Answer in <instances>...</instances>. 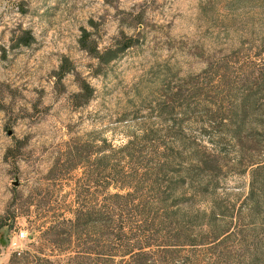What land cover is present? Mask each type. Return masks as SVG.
I'll return each instance as SVG.
<instances>
[{
  "label": "rangeland",
  "instance_id": "374dc122",
  "mask_svg": "<svg viewBox=\"0 0 264 264\" xmlns=\"http://www.w3.org/2000/svg\"><path fill=\"white\" fill-rule=\"evenodd\" d=\"M130 40L108 65L84 49H122ZM65 59L72 71L59 79ZM261 75L264 0H0V264L28 248L31 226L40 235L57 215L71 217L78 198L100 204L103 182L98 172L74 169L78 151L95 168L101 153L112 156L131 140L148 147L147 160L157 147L175 148L174 158L177 145L204 136L198 100H222L228 112L246 80ZM85 81L94 97L82 105L74 96ZM249 182L226 167L218 200L243 215ZM15 207L23 216L12 221Z\"/></svg>",
  "mask_w": 264,
  "mask_h": 264
},
{
  "label": "trees",
  "instance_id": "16d2710c",
  "mask_svg": "<svg viewBox=\"0 0 264 264\" xmlns=\"http://www.w3.org/2000/svg\"><path fill=\"white\" fill-rule=\"evenodd\" d=\"M32 42L30 38L22 44ZM131 43L122 49L102 51L96 45L84 49L102 66L117 60ZM66 64L67 59L59 79L72 71ZM225 78L221 76L219 84ZM261 78L263 84V75L246 80L243 97L228 112L221 111L222 100L216 99L211 106L198 100L207 125L204 136L177 145L174 158L168 152L175 148L158 152L157 147L147 160L143 151L148 147L140 149L131 140L112 156L101 153L95 168L78 151L74 169L81 167L87 176L98 172L103 182L100 204L90 206L78 198L79 206L67 210L71 217L57 215L39 230L40 235H36L39 227L31 226L33 241L26 250L16 252L10 264H264V157L259 155L264 148L260 140L264 111L258 107L255 90ZM74 97L86 105L94 97V88L85 81ZM226 167L250 176L243 215L218 200ZM196 200L207 201L208 209H198ZM17 209L12 221L23 216Z\"/></svg>",
  "mask_w": 264,
  "mask_h": 264
}]
</instances>
